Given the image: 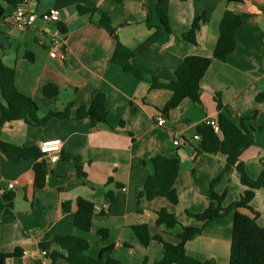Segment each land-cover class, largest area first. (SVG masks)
<instances>
[{"label": "crops", "instance_id": "0c3cea01", "mask_svg": "<svg viewBox=\"0 0 264 264\" xmlns=\"http://www.w3.org/2000/svg\"><path fill=\"white\" fill-rule=\"evenodd\" d=\"M19 1L0 0L3 63L14 68L17 89L38 104V117L52 110L62 111L68 103L73 106L68 120L54 118L42 127L16 121L0 128V141L18 147L39 149L44 141L63 142L60 160L48 165L42 189L34 186L35 159L20 160L0 148V189L16 183L8 192L14 196L9 212L0 194V251H23L21 257L9 258L6 264H48L39 244L50 242L51 251H60L53 241L64 235L87 239L90 248L86 254L91 258H97L103 247L117 244L112 256L121 264H143L145 257L146 264H155L163 257L161 244L152 241L144 249L133 227L148 225L152 237L177 243L173 233L156 223V213L162 209L174 214L185 227L202 228V233L186 244L188 256L229 264L233 211L206 224L187 214H199L208 208L210 184L224 173L226 159L222 154H197V143L192 138L205 119L217 120L219 100L221 112L231 120L238 123L245 119L254 139L241 155L246 173L256 179L263 171L264 98L258 101V97L264 96V0H162L170 32L163 29L156 13L157 0H37L35 13L59 9L61 21L56 24L38 20L32 28L22 31L14 25L12 16ZM78 6L96 8L97 13L82 15ZM226 11L238 12L242 17V26L235 35L236 49L224 62L213 60L201 81L200 103L185 99L168 113L162 109L172 93L151 90L147 82L112 63L116 40L98 26L101 15H109L119 41L136 55L131 61L134 68L147 75L174 79L185 57H212ZM202 14H206L207 22L197 33L198 44H190L182 34ZM60 26L65 33L60 34ZM57 35L63 39L64 61L50 57L52 38ZM41 36L43 44H39ZM46 84L59 87L57 98L43 95ZM96 93L105 94L108 124L93 127L89 118L74 117ZM159 116L164 120L161 126L157 124ZM176 138L181 139L179 146L174 145ZM160 154L176 156L181 161L175 183L177 205L163 197L139 199L145 181L154 174L152 160ZM75 159L86 173L85 183L77 173ZM214 190L226 193L224 206H228L240 199L244 187L236 170H231ZM80 197L107 207L104 213L95 212L90 232L74 225ZM251 205L260 213L258 224L264 226L263 189L256 191ZM241 212L252 216L246 210ZM99 230L108 231L106 241L98 236ZM55 264L68 263L58 259Z\"/></svg>", "mask_w": 264, "mask_h": 264}, {"label": "trees", "instance_id": "16d2710c", "mask_svg": "<svg viewBox=\"0 0 264 264\" xmlns=\"http://www.w3.org/2000/svg\"><path fill=\"white\" fill-rule=\"evenodd\" d=\"M229 2L244 3L246 0H228ZM78 11L82 15L94 16L97 13L96 8H86L78 6ZM156 13L160 18L163 29L170 32V24L166 14L165 6L162 0H157ZM150 18L148 17V26L151 27ZM207 22L206 14L197 16L191 28L182 34V38L193 45L198 44L197 33L203 23ZM98 26L106 30L116 40V48L111 58V62L122 67L126 72L134 75L138 80L145 81L149 84L151 90L163 89L172 93L171 99L167 102L162 112L168 113L175 109L183 100L190 99L194 103H200L201 81L213 60L220 62L226 61L228 56L236 49L235 35L237 30L242 26V17L238 12L226 11L220 22V31L218 41L212 57L187 56L177 67L174 79H165L146 73L134 68L131 61L135 54L127 46L121 43L116 35L111 17L107 14L101 15ZM64 27L60 26L61 33H65ZM29 54L28 58L31 59ZM0 128L5 123L23 121L33 127L45 126L51 119L68 120L71 119V109L73 103H68L64 110L49 111L48 114L38 117L39 107L35 100L22 94L15 84V70L7 67L0 57ZM60 93L59 87L54 84H46L43 87V95L48 99H55ZM264 96L258 97V101ZM220 113L217 118L219 132L205 124L200 125L196 134L201 136L200 141L194 145L197 154H222L226 159L224 173L214 179L210 184L208 197L210 204L208 208L199 214L187 213L188 216L206 224L216 218H223L233 211V233L230 248L229 264H264V226L258 224L260 213L255 211L251 205L255 198L257 190H264V169L256 179H252L246 173L241 161L242 153L254 144L250 129L245 125V119L240 122H234L230 117L221 112L222 106L217 101ZM76 120L89 118L92 126L108 124V109L106 106V97L103 93H96L92 96L90 104L78 109L75 117ZM263 130V129H262ZM264 131V130H263ZM0 148L7 153H13L20 160L35 159L34 164V186L42 189L46 185V179L49 173L48 164L37 147H18L10 143L0 141ZM63 159L67 155L63 154ZM77 163V173L85 183L86 173ZM154 174L144 183L143 189L139 194V199L145 198L152 201L157 197L167 199L172 205L179 203V196L175 187L178 178L181 161L178 157H168L160 154L152 160ZM231 170H236L239 175L241 185L244 187L243 193L238 201L224 206L226 193L218 194L214 187L216 183ZM108 181H111L109 179ZM6 202V212L12 207L13 194L4 195ZM77 211L74 216V225L76 228L90 232L92 231V219L95 216V204L87 199L78 198L76 201ZM67 207V205H65ZM241 210L250 212L251 215L242 213ZM157 225L164 227L177 238V243L165 241L161 236L152 237L148 225H137L133 231L144 249H148L152 241H157L163 248V257L155 264H217L213 260L199 261L186 254V244L202 233V228L183 226L177 217L162 209L157 213ZM175 230H178L174 232ZM98 236L102 241L108 238V231L99 230ZM53 244L60 248V251H51L50 242L39 244L41 251L47 252L48 264H55L58 259H64L68 264H121L116 260L112 253L117 248V244L103 247L97 258L89 257L86 252L90 248V242L80 236L64 235L54 239ZM126 246V245H124ZM22 249H16L12 253L0 251V264H6L9 258L21 257ZM147 263V258L143 264Z\"/></svg>", "mask_w": 264, "mask_h": 264}, {"label": "built area", "instance_id": "2783aa9c", "mask_svg": "<svg viewBox=\"0 0 264 264\" xmlns=\"http://www.w3.org/2000/svg\"><path fill=\"white\" fill-rule=\"evenodd\" d=\"M36 4H37V0H21L16 4L12 16H13L14 25L18 29L22 31H27L30 28H32L38 20L44 23H56V24L60 23L61 13L59 9L52 8L42 12L41 14H37L33 9ZM43 41H44V36H41V38L39 39V44H43ZM62 49L64 50L62 37L58 35L53 37L51 42L50 57L59 59L60 61H64L66 55ZM163 123H164L163 118L159 116L157 119V124L161 126L163 125ZM204 124L210 126L215 133L219 132V125L216 120L208 118L204 120ZM200 139L201 136L195 134L192 138V142L196 141V143H198ZM180 143H181V139L176 138L174 141V145L179 146ZM62 146H63V142L61 139H52V140L44 141L40 144L39 151L45 155L44 160L48 165H53L60 160V157L62 155ZM15 184L16 183L14 182L8 183L6 186L0 189V194L4 196L6 193L12 191L15 187ZM106 208H107L106 206L104 207H101L99 205L94 206L95 211L99 213L106 212L107 211ZM42 254L47 256L46 251H42Z\"/></svg>", "mask_w": 264, "mask_h": 264}, {"label": "rangeland", "instance_id": "374dc122", "mask_svg": "<svg viewBox=\"0 0 264 264\" xmlns=\"http://www.w3.org/2000/svg\"><path fill=\"white\" fill-rule=\"evenodd\" d=\"M0 100H1V93H0ZM42 127V126H41ZM176 231H178V230H175L174 232H176Z\"/></svg>", "mask_w": 264, "mask_h": 264}]
</instances>
